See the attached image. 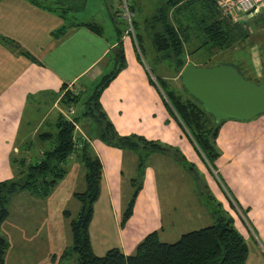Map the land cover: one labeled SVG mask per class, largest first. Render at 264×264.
I'll list each match as a JSON object with an SVG mask.
<instances>
[{"label":"crops","instance_id":"1","mask_svg":"<svg viewBox=\"0 0 264 264\" xmlns=\"http://www.w3.org/2000/svg\"><path fill=\"white\" fill-rule=\"evenodd\" d=\"M88 1H56L57 6L54 7L67 11L65 13L68 18L70 17L68 23L72 25L64 35L58 33L65 24L59 13L36 10L27 0H2L0 3V5L5 2L14 7H25L23 16L26 17L18 26L12 23L9 30L0 27L2 29L0 33L14 40L18 46V48L11 47L10 52L3 43L0 45L2 57L0 77H11L7 78L6 81L9 82L0 91V182L15 176L11 163L13 157L20 158L19 153L22 154L24 149L28 153L29 147L34 149L47 147L48 142H43L38 137L40 133L36 136L37 131L43 126L52 125L45 123L43 119L51 118L56 126L59 117L64 116V112V118H73L74 114L67 111L70 108H77L80 104L75 106L71 103L70 107L66 108L61 101L65 93L73 90L79 93L83 100L85 90L90 86L96 87L113 69L114 62L111 55L118 44L117 16L113 15V9L106 4L107 10L91 11ZM130 1L137 17L141 2ZM164 1L158 2L157 6ZM153 15L154 12L147 19L137 20V27H147L146 20ZM28 18L34 20H27ZM108 18L114 27L111 31L113 37L105 36V30L104 34L98 35L88 28L73 26L81 22H96L105 29ZM14 36L17 38H12ZM122 41L127 67L109 85L100 99L108 118L121 136L137 135L161 146L178 148L186 160L195 165L206 179L225 210L231 209L229 212L235 219L236 228L248 245L252 243L259 251L257 264H264V115L252 121L228 120L223 125L217 139L221 150V157L216 162L217 170L212 175L210 168L208 169L213 182L211 184L198 164V159L202 161L204 158L203 154L197 149L192 136L172 115L167 104L168 99L164 97V91L158 83V80L176 81L178 76L174 74L172 77L154 78L139 59L134 39L125 35ZM24 53L32 54L35 62ZM45 106L47 109L43 110ZM78 110L76 109L77 113ZM73 112L75 113L74 109ZM28 113L32 117L36 116L34 121L36 125L29 123L32 128L27 130L23 137L21 133L26 129L24 121ZM53 113L55 115L51 117ZM80 118L75 125L76 129L78 126L81 127L83 132H80L76 138L88 141L103 164L104 184L100 198H105L107 207L114 212V220L117 224L116 247L121 248L125 254H130L148 234L156 230L160 231L164 227L163 199L158 186L159 174L157 176L155 165L152 167L147 165L143 189L137 198L133 216L125 227H122V212L129 194L125 202L122 196L125 190L131 191L129 188L131 179L137 177L139 155L109 147L98 137L92 138L93 134L89 130L92 126H88L87 123L89 120L81 114ZM96 124L101 129L104 128V123ZM96 124L95 128H97ZM141 152L148 153L145 150ZM152 157L155 160L161 157L168 160L176 155L170 151L157 152L148 160ZM74 161V173L69 179L65 177L61 185L62 190L67 191L68 180H71L69 184L72 185V198L76 193L80 176L84 173L81 171L84 167L81 162ZM130 161L134 167L128 166L131 173H127L125 181V164ZM205 164L209 167V164ZM230 202L234 203L233 208ZM240 207L248 212L246 217L238 210ZM49 220L46 221V225L45 221L42 222L48 233L44 240L41 238V241H44L45 248L47 245V250L42 251V254L32 249L19 250L15 264H60L59 258L68 247L66 226L61 225L55 229ZM32 236L28 242H31L34 248L40 241L34 242Z\"/></svg>","mask_w":264,"mask_h":264},{"label":"trees","instance_id":"2","mask_svg":"<svg viewBox=\"0 0 264 264\" xmlns=\"http://www.w3.org/2000/svg\"><path fill=\"white\" fill-rule=\"evenodd\" d=\"M38 1L43 3V0ZM49 4H44L43 8L51 11ZM52 10L59 13V17L65 21L64 26L58 32L59 35H64L69 27H72L68 23L70 17L68 18L65 13L67 11L60 8L56 7ZM131 10L134 13L132 5ZM261 13L262 15L251 26V23L245 19L235 21L232 16L222 13L217 0H165L159 5L156 13L146 20V24L153 30L152 44L159 61H171L175 74L180 80L181 71L189 62H192L189 57L192 58L195 52L207 47L213 51H220L225 56L233 57L235 64L231 66L237 68L246 80L251 81L244 75V72L247 73V65L243 61V57L246 56L245 52L238 50L234 54V51L239 44L247 46L250 43L252 29L255 25L264 28V11ZM73 26L88 28L98 35L104 34L103 26L96 22H81ZM133 27L135 30L136 20L133 21ZM118 28V44L111 55L114 62L112 71L102 78L89 98L82 100L79 93L69 90L61 99L66 108L70 107L71 103L75 106L82 104V110H78L76 117L73 115L75 121H68L61 115L56 123L55 135L50 131L41 132L38 135L40 140L53 142V145H50V149L40 147L41 150L37 155L38 149L29 147L27 151L32 153L31 158H33L30 163L26 157L12 158L11 163L15 176L10 180L0 182V229L10 215L8 204L13 195L29 190L41 197H47L52 190L58 187V182L66 177V166L70 158L75 155L86 170L85 188L81 192L74 193L80 204L77 215L71 214L70 211L64 212L65 218L70 220L72 243L71 248L67 247L59 258L60 264H64L63 260L70 256L72 258V255L76 259V264H246L249 256V245L246 239L236 228L233 215L216 201L212 190L207 182H204L196 166L188 162L178 148L161 146L137 135L121 136L104 111L100 101L102 94L127 67L122 41L127 30ZM135 40L139 52L138 57L142 60L140 44L142 38L137 33ZM0 43L18 48L14 40L7 37L0 36ZM253 45L254 43H250L249 49ZM24 54L29 55V53ZM29 57L35 62L33 56L29 55ZM262 62L264 65V59ZM158 83L164 91V97L168 99L167 104L172 115L178 119L179 125L192 136L197 149L204 156L202 161L209 164V170L213 173L212 169L217 170L216 162L221 157L217 139L221 128L228 120L217 124L214 117L205 111L197 99L191 95L184 97L179 90L169 88L168 81L158 80ZM80 114L89 120L87 123L88 126H92L89 128L93 134L92 138L98 137L109 147L139 155L138 171L142 176L131 179L132 189L126 207L123 209L122 227H125L133 216L137 198L143 189L144 172L148 159L154 153L165 151L174 153L187 166V169L201 175L204 182V184L202 182V191L207 196L208 212L214 218V223L211 226L184 233L174 243L161 239L163 227L160 231L156 230L148 234L130 254H125L121 248L114 247L103 256H98L93 248L90 227L94 218L95 205L102 196L104 170L100 158L88 141L78 140L75 137V123L81 119ZM97 122L104 123V128L101 129L96 124ZM141 150L148 153L143 154ZM230 204L233 208L234 203L230 202ZM9 247L10 243L6 237L0 234V264H6Z\"/></svg>","mask_w":264,"mask_h":264},{"label":"rangeland","instance_id":"3","mask_svg":"<svg viewBox=\"0 0 264 264\" xmlns=\"http://www.w3.org/2000/svg\"><path fill=\"white\" fill-rule=\"evenodd\" d=\"M30 5L34 6L36 10L42 11H50L43 8V5H50V7H54L56 5L57 0H43V3L39 2L38 0H27ZM62 1V0H60ZM161 0H140L141 7H139L138 16H135L133 13V20H144L149 18V16L154 12L156 13L158 2ZM107 2V3H106ZM129 5H132L130 0H126ZM108 5L111 9H113V15L117 16L118 24L116 26L120 27L123 30H128V20L125 21L120 19L121 13H124L125 3L123 0H89L88 5L91 11L95 12L97 10H107ZM120 5V7H119ZM57 6V5H56ZM157 6V7H156ZM36 7V8H35ZM118 7L120 8L118 11ZM122 7V8H121ZM56 8V7H54ZM23 9L25 7H14L11 5H7L2 3L0 5V27L3 29L9 30V26L13 23L16 26L21 24V21L25 20V16H23ZM51 8V13L56 14ZM264 11V6L259 11H254L249 16L250 17H240L244 18L247 22L255 23V20L262 15L261 12ZM107 12V11H106ZM264 14V13H263ZM119 16V17H118ZM100 17V16H99ZM27 20H34V18H28ZM107 26L105 30V36L113 37L111 31L114 30L113 25L110 23V19H107ZM16 29V28H15ZM2 31V29H0ZM132 34L131 36L135 38L136 33L141 36V50H142V61L148 71V73L153 76L154 78H159L162 76L172 77L175 74L174 66L172 65L171 61H159L158 54L154 49L152 44V34L153 30L149 27L138 26L136 25L135 30L130 29ZM6 33H8L6 31ZM1 37H7L4 34L0 33ZM130 37V36H129ZM8 38V37H7ZM12 38H17L14 36ZM250 43H254L253 47L249 49ZM250 43L246 46L245 44H239L235 47L234 54L239 51H244L245 55L243 57V61L247 65V73L244 72L246 78L251 81L259 82L260 84L264 82V28L257 27L252 29V36L250 39ZM1 45V43H0ZM8 47L9 51L11 52V46L5 45ZM190 49V48H189ZM29 52V51H28ZM233 54V55H234ZM33 56L32 54H29ZM196 66L200 67H216L222 65H232L235 64V59L231 56H225L220 51H213L209 48L205 47L201 50H198L194 53V56L189 57V60ZM250 61H252L250 63ZM255 61V62H254ZM2 63V57L0 55V64ZM250 64V65H249ZM7 78L11 77H0V91L7 85L9 81H6ZM169 88H175L179 90L184 97H188L190 94L183 88L182 82L180 78L176 81H170ZM93 86L86 89V93H84V99L89 98L93 92ZM77 91L79 89H76ZM83 99V100H84ZM32 109V108H31ZM47 107H43V110H46ZM75 110L74 116L77 115L76 109L79 111L82 110V104L74 107ZM66 111V110H65ZM55 113L51 117H53ZM73 116V117H74ZM65 117V112H64ZM76 117V116H75ZM74 118L67 119L68 121H75ZM35 117H32L30 113L27 114L24 121V126L26 129L22 131V136L25 137L27 130L32 128L34 124ZM38 120V119H37ZM45 123H50L52 125H48L47 127L43 126L40 130L37 131L36 136L41 132L50 131L52 134H56V126H54V120L50 119H43ZM234 120V119H231ZM30 123V124H29ZM75 123V122H74ZM76 124V123H75ZM76 126V125H75ZM89 128V127H88ZM83 132L81 127L78 126V129H75V137ZM86 133V132H85ZM22 137V138H23ZM34 141V140H33ZM36 143V141H35ZM53 142H48L47 147L50 149V145ZM38 144V143H37ZM35 145V144H34ZM53 145V144H52ZM41 146V144H40ZM23 153L18 155V157L25 158L29 163L33 160L32 153H26V150L22 151ZM36 152V155L38 154ZM174 154V153H173ZM175 155V154H174ZM74 160H77L75 155L72 156L69 160L67 168V175L66 179H69L71 175L74 173L73 164L75 163ZM198 164L200 169L207 175L209 178L208 181L212 184L211 176L209 175V167L205 166L204 163L198 159ZM208 164V163H207ZM149 166L155 165L156 173L158 176V186L159 191L162 194L163 199V214H164V230L161 233V239L166 242L174 243L176 242L179 237L187 232L193 230H199L208 226H211L214 223V218H212L208 212L209 202L207 201V196L203 194L202 191V182L203 178L201 175L192 172L187 169V166L184 165L178 158L174 157L173 159H164L161 157L155 160L153 157L147 163ZM129 167H134L132 161L125 164V175L124 179L126 181V176H128V172L131 173V169ZM213 175H214V169ZM19 171V170H18ZM81 171L84 172L81 174L80 179L78 181L77 187L75 192H81L84 189V175L86 170L84 167L81 168ZM21 172V168H20ZM136 178H140L142 176L141 172L138 171ZM69 182L71 180H68ZM145 181V178H144ZM63 180L61 179L58 182V187L52 190V192L47 197H41V195L35 194L32 191H20L13 195L10 203L8 204L10 215L8 219L5 221L3 226L0 229V234L5 236L8 242L10 243V247L8 249L6 255V261L8 264H15L17 261V255L19 250L26 251L28 249H32L33 251L42 254V251L47 250V245L45 248L44 241H41V238L44 240L46 235L47 229L42 224L43 221L49 220L52 226L58 228L61 225L66 226V244L68 248H71V233L69 228V221L64 216L65 211H70L71 214L77 215L80 204L74 198L71 197V184H67V191L62 190ZM204 182H207L204 178ZM203 182V184H204ZM131 188V186H129ZM132 189V188H131ZM129 194L130 198V191H124L123 194V202L126 201V196ZM215 196V194L213 193ZM72 199V200H71ZM217 202L219 200L215 196ZM213 203V202H212ZM228 208V207H227ZM229 209V208H228ZM241 214L246 217L248 212L242 209L241 207L238 209ZM231 211V209H229ZM123 214V212H122ZM232 215V214H231ZM64 219V220H63ZM93 222V221H92ZM90 234L92 236V244L95 253L98 256H103L106 254L107 251L117 246L118 242L116 241V234H117V224L114 220V212L107 207V203L105 202V198H100L98 203L95 205V218L92 226L90 227ZM34 232H36L34 234ZM33 235V236H32ZM34 239V242L37 241L39 243L35 244L34 248H32L31 242L28 240L31 238ZM249 256L246 264H257L259 251L257 248L250 243L249 244ZM21 247V248H20ZM21 256V255H20ZM43 260H41L42 262ZM64 264H76V259L72 255L67 259L63 260ZM41 264V263H40Z\"/></svg>","mask_w":264,"mask_h":264},{"label":"water","instance_id":"4","mask_svg":"<svg viewBox=\"0 0 264 264\" xmlns=\"http://www.w3.org/2000/svg\"><path fill=\"white\" fill-rule=\"evenodd\" d=\"M180 77L187 92L217 124L231 119L252 121L264 114V82L246 80L231 65L198 67L189 62Z\"/></svg>","mask_w":264,"mask_h":264},{"label":"built area","instance_id":"5","mask_svg":"<svg viewBox=\"0 0 264 264\" xmlns=\"http://www.w3.org/2000/svg\"><path fill=\"white\" fill-rule=\"evenodd\" d=\"M123 3H125V7L124 13H121V18L123 20L126 19L125 21L128 20V30L126 31V35L132 37L130 29L132 28V30H134L133 11L131 10V5H129L126 0H123ZM217 3L219 4V8L222 13L232 16L235 21L244 20V18L240 17H250L249 15L251 13L259 11L264 6V0H217ZM133 39L136 43V36ZM67 112L74 114L72 108H70Z\"/></svg>","mask_w":264,"mask_h":264}]
</instances>
